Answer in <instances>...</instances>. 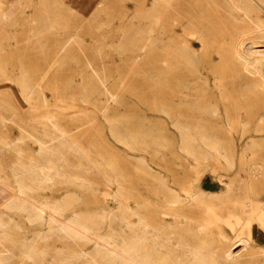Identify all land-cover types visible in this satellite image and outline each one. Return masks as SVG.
I'll return each mask as SVG.
<instances>
[{"label": "rangeland", "instance_id": "obj_1", "mask_svg": "<svg viewBox=\"0 0 264 264\" xmlns=\"http://www.w3.org/2000/svg\"><path fill=\"white\" fill-rule=\"evenodd\" d=\"M65 1L0 0V18H2L0 20V197L2 208L10 211L13 215V217H8V213H1L0 225L2 226L0 228L8 220H12L11 225L15 229L19 228L16 230L18 236H29L26 243L23 244L24 247L29 240H31L30 246L33 247L31 248L29 244L25 249L22 247L23 245L19 246L18 257L11 262L5 259L2 254L0 264H9V262L10 264H50V262L53 264L55 261L56 264H65V261L62 262L65 258H70V260L65 259L70 264L76 262L86 264L87 260H89L88 264L94 262V264H126L122 257L116 253L98 251L94 240L85 239L82 241L84 238L81 240L76 238L77 235L64 229V222L71 217L83 216L88 219L86 224H96L95 232L97 231L96 235L99 238L103 240L105 238L111 244L115 239L113 245L119 248L121 245L123 246L124 240L128 241L133 235L136 236V233L140 235L139 210L141 208H138L145 186H148L145 196L150 202L151 210H158V218L175 224L177 231L178 227L186 226L185 213H181V207L189 206L188 201L186 202L184 199L187 191L190 192L192 188L202 186L201 191H204V200L207 202L204 201L202 205L196 207L197 209L202 208V210L208 209L214 216L213 221L217 225L212 229L214 235L217 231H222L234 240L236 236H238L236 238H241L242 235L246 236L241 233L249 231V241L245 242L247 246L244 245L245 243L235 246L234 252L239 254V260L241 258L237 264H264V109L254 110L249 104L241 105L235 113H231L227 118L231 119V122L237 119L245 120L247 125H243V122L237 126L224 124L225 127L219 125L218 128L207 130L206 134H209L208 136L219 145V150L225 157L224 159L217 158L212 150L207 149L198 140L197 137H200L201 132H193L197 142L192 143L190 141L192 131L179 129L176 125L178 121L186 123V119L201 120L209 119L211 116L195 113L194 116L189 117L185 115V111L172 108V102L168 100L173 87L171 85L170 89L168 83L171 81L169 80L171 74L164 77L167 81L166 94L169 95L167 100L161 102L157 98L155 92L157 57H160V62L163 59L167 60L166 62L169 64L174 62L170 57L173 50L168 46L171 44L170 35L173 28L170 12L164 20L165 30L163 33H159L157 30L153 17L154 7L159 9L163 3L155 4L153 0H70L78 9L72 10L71 6L69 7V0ZM168 4H166L167 8H171V3ZM5 13L7 15L4 16ZM181 16L180 18L185 19L183 14ZM156 38L162 40L159 46L156 45ZM187 38L191 39V36H187ZM163 56L167 58L165 59ZM180 65V69L186 71L184 65L182 63ZM42 102L46 103V107ZM100 102L107 104L102 103L103 106L106 105L102 107ZM131 107L135 109L133 112ZM218 108L219 114L223 115V112L226 111L224 104L218 105ZM134 116H137L135 117L136 121ZM171 117L173 118L171 119ZM128 118L132 121V127L130 121L125 120ZM123 120L128 123L129 127L123 123ZM137 121L139 122L137 123ZM114 122L125 126H119L120 124L114 126ZM43 123H48V126ZM110 126H114L113 128L118 130L117 133L121 135L120 143L117 142L116 137L113 138ZM133 127L139 132L134 131ZM181 128L183 127L181 126ZM61 132H65L63 135L66 136H68L66 133H69L68 137L73 139L72 143L76 144L77 148L84 149L81 152L87 159H90V162L97 165V170H90L87 162L79 154L76 155L68 148L61 146L57 139L58 133L62 134ZM131 138L139 140L138 144L134 145L136 149H139L140 145L145 149L135 150L133 146L126 145V140ZM114 139L116 140L114 141ZM152 146H155V150H152L154 148ZM190 148H194L195 152H192ZM40 150L42 152L49 151L42 154ZM95 150L99 154H96L98 152ZM60 151H64V153L62 154ZM49 152L50 154H48ZM49 156H53L50 158L54 159L53 161L58 165L62 163L61 166L65 165V168L68 166L70 172L67 171V168L65 170L70 174L64 177V180H70L71 184H67L68 182L66 183L62 179L60 181L58 176L59 183L56 173L55 175L52 174L53 172H45L47 170L45 160ZM202 156L207 157L203 164H201V159H198ZM43 159H45L44 162ZM33 162L36 167V162L37 164L43 163L38 165L39 171ZM33 166L37 172L36 170L32 171L35 169ZM40 166H42V171ZM194 166L197 169H194ZM117 170L118 174L115 172ZM77 175L87 184L90 183L91 187L78 186L74 182ZM119 175H123L124 178ZM112 176L117 178V182H113L114 184L111 181ZM160 178L166 181V188L159 187L158 179ZM18 184L23 187V190L25 189V203L17 202L12 194ZM4 185L8 188L4 189ZM118 187L119 192L124 193L120 194L119 200L115 198ZM126 191L131 195L125 194ZM28 194L29 196H26ZM171 194L175 195L174 199L171 198ZM67 198H70L69 202H66ZM209 198H213V200ZM28 199H33L31 201L34 203L45 202L47 199L57 201L58 203L52 205L51 208H57L59 215L55 219L46 217L43 221L40 220V223L39 219L35 220L34 218L33 202ZM173 206L175 210L177 209L176 212L172 211ZM24 207L27 208L25 211ZM166 207L175 213L165 214L169 211L165 210ZM189 207L194 209L193 206ZM21 208H24L22 212H20ZM262 208L263 210H261ZM31 209L33 212L30 211ZM126 209L133 210L136 215L130 217ZM107 212L115 215V217L111 216L115 221L99 219L100 215ZM119 215L121 218L116 217ZM230 222L238 223L236 228L238 231H232V227L228 225ZM127 223L131 225L130 228ZM3 230L0 234L2 240L4 238ZM41 232L45 235H42ZM63 232L64 235H62ZM122 232L129 235V238ZM253 232L260 236L253 237L251 235ZM111 233L114 234L111 235ZM36 234L42 238L44 236L53 239V242L47 239L49 242L51 241L52 245L45 238H43L44 241L43 239L39 240L41 237ZM102 235L106 237H102ZM68 236H70V240H68ZM63 237L67 242L63 241ZM112 237L113 239H111ZM214 239L215 236H209L206 240L209 244H213ZM32 241L37 243L31 244ZM45 241H47V247L44 246ZM28 248H31L32 251ZM58 249L61 250L60 253H58ZM56 251H58V255ZM34 253L37 254L35 263L31 261L34 260ZM80 253L89 256V258L83 257L84 255ZM73 256L76 259L71 261ZM170 256L171 260L177 259L180 263L186 260L185 252L182 251H171ZM78 257H81L80 260L77 259ZM104 257H107L108 260ZM52 258H54V262ZM84 258L87 260L85 261ZM82 259L84 262H81ZM68 262L66 264H69Z\"/></svg>", "mask_w": 264, "mask_h": 264}, {"label": "bare ground", "instance_id": "obj_2", "mask_svg": "<svg viewBox=\"0 0 264 264\" xmlns=\"http://www.w3.org/2000/svg\"><path fill=\"white\" fill-rule=\"evenodd\" d=\"M153 1H154L155 4L156 3L159 4V2L163 3V5L159 9H155V7H154V16L153 17L155 18L154 19L155 20L154 21L155 22V26H156L157 30L159 31V33H163V31L165 30L164 20H165L166 16L169 15V12H170V15H171V17L173 19V25H172L173 28H172V32H171V35H170L171 44H168V46H170L172 48V50H173V51H171V52H173V54L171 53L172 56L170 55V57L173 59L174 62L171 61L172 63L169 64V63L166 62L167 60H164V59L161 60V62H160V57L159 56L157 57L158 62L156 63L157 69H156V72H155V75L157 76V80H156V82H157L156 85L157 86H156V90H155V92L157 93V98H159V100L161 102H163L164 100H167V97L169 95L166 94L167 90L165 89V85L167 84V81L164 79V77H166V75H168V74H171V79H169L171 81H168V83L170 84V89H171V85H173V87H172V90H171L172 93L169 96L168 100H171L170 102H172V108L176 109L178 111L179 110L180 111L181 110L185 111L186 112L185 115H187L189 117L194 116L195 113H197L199 115L211 116V117H209V119H201V120L186 119V123H179V121L177 120L178 123L176 122V125L179 127V129H188V130L192 131V135L190 137V141L192 143L197 142L196 141V137H195L196 135L194 136L193 132H199V133L201 132L200 137H197L198 140L200 142H202V144L204 146H206L207 149L212 150L214 152V155L217 156V158H219V159L223 158L224 159L225 157L223 156L222 152H220V150H219V147H218L219 145H217L211 139V137L208 136L209 134H206L207 130H210V128H215V127L218 128L219 125H221V127H222L224 124L227 125V126L228 125L229 126H234V124H235L237 126V125H239L240 123L243 122L242 123L243 125H247L245 120L237 119V120H233L231 122V119L227 118L228 115H231V113H235L237 108L241 107V105L249 104L254 110H262V109H264V0H153ZM68 3H70L69 7L71 6L70 8L72 10L76 9L77 6L75 7L72 4L73 1L69 0ZM168 3H171V8H167L166 4H168ZM75 5H77V4H75ZM170 9H171V11H170ZM76 10H78V9H76ZM182 14L185 17V19L180 18V16ZM3 15L5 16L7 14L5 13ZM1 19L2 18H0V20ZM3 21H5V20H3ZM187 36H191V39L187 38ZM161 41L159 40V38H156V42H157L156 45L159 46L162 43ZM163 57L165 59L167 58L165 56H163ZM181 63L184 65V69L186 71H184V70L182 71L180 69V67H181L180 64ZM28 88H30V87H28ZM28 88H27V90H28ZM109 92H110V90H109ZM22 93H24V92L22 91ZM102 98H104V97H102ZM96 99L98 100V98H96ZM116 100H117V98H116ZM45 102H47V101L45 100ZM106 102H107V100H106ZM106 102H102V103H106ZM111 102H112V100H111ZM123 102H124V100H123ZM126 102H128V101H126ZM97 103H98V101H97ZM97 103H96V105H98ZM102 103H101V106L105 107L106 105L103 106ZM122 104H125V103H122ZM221 104H224V109L226 110V111L223 112V115L222 114L220 115L219 112H218L219 108H220V107L218 108V105H221ZM45 107H46V103H45ZM108 107H111V106L108 105ZM184 107H187V108H184ZM131 108L133 109L132 110V112H133L135 109L133 107H131ZM139 111H135V112H139ZM251 114H253V113H251ZM108 115H109V113H108ZM138 115H139V113H138ZM224 116L226 118H223ZM127 117H128V115H127ZM129 117L132 119L131 116H129ZM135 117H137V116H134V120L136 119ZM50 118L47 117V119H49V120H50ZM172 118L173 117H171V119ZM123 119H124V116H123ZM179 119L181 120L180 117H179ZM125 120H127V122L130 121L129 123H130V126H131V122L132 121L129 120V118L125 119ZM125 120H123V123L125 125H127L128 123H125L124 122ZM112 121H113V119H112ZM116 121H117V119H116ZM50 122H49V124H50ZM110 122H111V119H110ZM138 122L139 121H137V123ZM47 124H46V126H48ZM111 124H113V123H111ZM119 124H115V122H114V126L119 125ZM124 124H122L123 127L125 126ZM53 125H54V123H53ZM122 125L120 124L119 126H122ZM50 126H51V124H50ZM114 126H110L109 129L113 132V136H114L113 138L116 137L117 138V142H119L121 135L119 133H117L118 130L116 131L115 128H113ZM133 126H135V125L133 124ZM181 126L183 128H181ZM223 127H225V126H223ZM116 129H118V128H116ZM133 129H134V127H133ZM135 129H134V131H138V129L137 130H135ZM57 131H55L56 134H57ZM112 132L110 133L111 136H112ZM138 132L137 133L135 132V133L138 134ZM178 132H180V131H178ZM64 133L65 132H63L62 134L58 133V138L57 139L59 140L61 146L65 147V148H68L72 153H75L76 155L79 154L87 162L86 164L88 165L90 170L91 169H93V170L96 169L97 170V168H98L97 165L92 163V162H90V159H87L84 156V154L81 152V151H84V149L81 150V149L77 148L76 144L74 145V143H72L73 139L68 137L69 133H66V134H68V136L63 135ZM196 134L198 135V133H196ZM125 135H127V134L125 133ZM129 135H131V134H129ZM53 137H54V135H53ZM144 138H143V140H144ZM185 138H187V137H185ZM138 139H139V136H138ZM138 139L131 138V139L126 140V142L125 141L124 142L128 146H133L134 147V145L138 144V141L140 140V139L139 140ZM54 140H56V139H54ZM115 140L116 139H114V141ZM153 140H155V139H153ZM148 141H149V137H148ZM150 142H152V141H150ZM142 146H145V145H142ZM147 146H149V145H147ZM160 146H162V145H160ZM152 147H154V148H152V150L153 149L155 150V146H152ZM140 148H142L141 145L139 146V149ZM95 149H96V147H95ZM139 149L135 148V150H139ZM193 149H191L192 152H195ZM97 150H95V151H97ZM45 151L42 152V150H40V153L46 154L49 150L46 151V152ZM192 152H190V153H192ZM52 153L55 154V152H52ZM60 153L63 154L64 151H60ZM48 154H50V152ZM96 154H99V152L96 153ZM57 155H61V154H57ZM87 155H90V154H87ZM39 157H40V155H39ZM50 157L52 158L53 156L46 157V160L43 159V162L45 160V165H46V169H47L45 172H47V173L48 172H50V173L53 172L52 174L56 173L57 175L56 174L55 175H56L57 180H58V176H59L60 177V181L62 179V181L66 182V183L68 182L67 184H71L72 182H69L70 180H68V181L64 180V177H66V176H68L70 174V173L67 172V171H69L68 170L69 168H67L68 166H66V168H67V171H66L65 170L66 168L64 167L65 165L61 166L62 163L58 165V163L53 161L54 159L52 160ZM103 158H105V157H103ZM126 159H128V158H126ZM198 159H201V161H202L201 164H203V162L207 159V157L206 156H204V157L202 156V157H198ZM39 161H37V162H39ZM113 161H115V160H113ZM37 162H36V165L39 168L38 165L41 162L38 163V164H37ZM199 162H200V160H199ZM115 163H117V162H115ZM33 164H34V162H33ZM42 164L43 163H41V165ZM138 164L140 165V163H138ZM220 164H221V162H220ZM31 166H32V164H31ZM34 166H35V164H34ZM41 167L42 166H40V170H41ZM36 168L32 169L30 167V169H32V171L34 170V172H35ZM38 168H37V170H38ZM193 168L197 169V167H195V166ZM37 170H36V172H37ZM118 170H120V168ZM118 170L115 171L117 174H118ZM34 172H32V173H34ZM72 173H73V171H72ZM121 173L123 174V172H121ZM121 173H119V174H121ZM138 173H139V171H138ZM111 174H112V171H111ZM136 175L139 176L138 174H136ZM119 176L123 177V175H119ZM122 177H119V178H122ZM152 177H154V175H152ZM157 177H158V175H157ZM116 179L117 178L112 176V179H111L112 183L113 182H117ZM158 180H159L158 184H160L159 187L160 186H161V188H166L167 187L166 186V181L163 178H160ZM57 182H59V180ZM74 182L80 187H87V186L91 187V186H89L90 183L87 184L86 181L81 179L78 175L76 176V179L74 180ZM61 183H63V182H61ZM118 183H119V181H118ZM121 184H122V182H121ZM7 188L8 187H6L4 185V189H7ZM147 188H148V186L147 187L145 186L144 194H142L140 207L138 206L139 207L138 209L141 208L139 210L140 211V224H139L140 225V235L136 233V236H134L133 235L135 233L134 232L132 234L133 237L129 238V235H126V234H124L122 232L124 235L128 236L129 240L128 241L124 240L123 246L121 245V247H119V248H116V246L113 245L115 239L113 240V244H111L109 241H107V239L105 240V238H104V240H103L102 238H99V236L96 235L97 231L95 232L96 224H94V223H92V225L86 224V222H88V219L83 217V216H81V217L80 216H75V217H71L70 219H68L66 222H64V227H65L64 229H67L69 232L73 233L74 235L80 236V237L76 236V238H79L80 240H81V238H84V240L82 239V241H85V239L86 240H94L98 251L103 252V253L107 252V251L116 253V254H118L119 256L122 257L123 261H125L126 264H237V263L240 262L241 258L239 260L240 256H239V254L234 252V249H235V246L237 244L245 243V242L249 241V237H248L249 231H245L244 233H241V234H244L246 236L242 235L241 238L240 237L236 238V237H238V236H236L234 240L230 239L226 235V233L222 232V231H217L216 235H214V232H213L212 229H213V227L217 226L214 223V221H213L214 220V216L208 211V209L205 208L206 210H202V208L201 209L200 208L197 209V207H196L197 205H200V204L202 205V203L205 201L204 200V196H205L204 191L203 192L201 191L202 188H203L202 186H197L194 189L192 188L190 192L187 191V193H186V197L184 199H185L186 202L188 201L187 203L189 204V206H193L194 209H192L189 206H187V208L184 207V206L181 207V213H185L184 217H186V219H185L186 220L185 221L186 222V224H185L186 226H184V228L178 227V229L180 231L176 230L177 227H176L175 224L168 223L164 219H159L158 218L159 217L158 216V214H159L158 210H153V211L151 210L150 202L147 199V197L145 196L147 194L146 193L147 192L146 191ZM84 189H86V188H84ZM24 190H23V187H21L18 184V185H16V188L12 191V194L15 197V200L17 202L18 201L19 202H24V203L26 202V197H25L26 193H25ZM92 193H94V192H92ZM95 193H97V192H95ZM171 193H173V192L171 191ZM208 193H210V192H208ZM120 194H124V193L123 192L120 193L119 192V187H118V190L115 192V198L119 200V198H121ZM125 194H130V193H127V191H126ZM174 194H175V192H174ZM70 195H72V194H70ZM167 195H170V194L167 193ZM26 196H29V194L26 195ZM124 196H126V195H124ZM174 196L172 195L171 198L174 199ZM168 197H170V196H168ZM128 198H129V196H128ZM171 198H168V199L172 200ZM209 199L213 200V198H209ZM28 200L31 201L33 199H28ZM69 200H70V198H67L66 202H69ZM40 201H42V200H40ZM31 202H33V201H31ZM122 202H124V201H122ZM176 202H177V199H176ZM205 202H207V201H205ZM208 202H209V200H208ZM57 203H58L57 201L55 202V201H51V200H48V199L45 202L44 201L40 202V203H36V202L34 203L33 202L32 204H34L33 207H34V212H35L34 213L35 214L34 215L35 220L39 219V222H40V220L43 221V219H45L46 217L53 218V219L57 218V216L59 215L58 214L59 213L58 209L54 208V207L51 208L52 205L57 204ZM171 203H173V202H171ZM124 204H126V203H124ZM48 205H50V206H48ZM169 205H171V204L169 203ZM172 205H174V203ZM177 205H178V203H177ZM205 205H207V204H205ZM175 206H176V204H175ZM249 206L251 207V204ZM198 207H200V206H198ZM24 208H21L20 209L21 211L20 210L19 211L22 212L23 211L22 209H24ZM26 209L27 208H25L24 211ZM166 209H167V207L165 208V210ZM177 209H178V207H177ZM177 209L175 210V207H174V209L172 211L175 210V212H176ZM28 210H29V208H28ZM123 210H124V208H123ZM167 210H169V209H167ZM261 210H263V208ZM30 211L33 212L32 209ZM121 211H122V209H121ZM126 211H128V213L130 214L129 215L130 217H131V215H136V213L133 210L126 209ZM175 212H171L169 210L165 214H174ZM242 213H243V211H242ZM28 214H27V216H29ZM32 214H31V216H33ZM249 214H251V213H249ZM113 215L114 214H112V213L109 214L108 212L107 213H103V215H100L102 217L99 216V219L101 218L104 221H109V220L115 221L114 219L111 218V216H113ZM137 216H138V213H137ZM114 217H115V215H114ZM116 217H120V215L116 216ZM248 217H250V216H248ZM26 218H28V217H26ZM125 218H126V216H125ZM137 218H139V217H137ZM242 218H244V217H242ZM117 221H119V220L117 219ZM92 222H94V221L92 220ZM122 222H124V221H122ZM129 223H127V226L130 228L131 225ZM51 225H52V223H51ZM180 225L182 226L183 224H180ZM228 225L231 226L232 229H233L232 231L235 232V230H236V228L238 226V223L236 222V223L233 224L232 222H230ZM0 226H2V225H0ZM135 227H137V226H135ZM17 228H18V226H17ZM18 229H16V230H18ZM122 230H123V228H122ZM236 231H238V230H236ZM39 232H38V234H39ZM1 233H2V231H1ZM71 233H69V234H71ZM130 233H131V231H130ZM255 233L256 232H253V233H251V235L253 237H255V236L259 237L260 236L259 234H257V233L255 234ZM41 234H42V232H41ZM113 234L114 233H111V235H113ZM62 235H64V232H63ZM98 235H100V234H98ZM120 235H121V233H120ZM37 236H40V235H37ZM104 236L102 235V237H104ZM209 236H215L213 244L212 243L209 244L207 242L206 239ZM48 237H49V235H48ZM69 237L70 236H68V238ZM74 237H73V239H74ZM36 238H38V237H36ZM36 238H35V240L37 241ZM43 238H45L47 240L50 237L47 238V237L43 236ZM43 238L41 237V239H39V240H42ZM115 238L116 239H121V237H119V238L115 237ZM45 239H43V241ZM56 239H57V237H56ZM111 239H113V237ZM49 240H52V242H53V239H49ZM68 240H70V238ZM30 241L31 240H29L27 244H29ZM47 241H45V244H44V242H42V244H44V246L46 245V247H47V244H46ZM63 241L67 242L66 240H64V237H63ZM33 242L37 243L35 241H32L31 244H33ZM48 243H51V241L50 242L48 241ZM58 243H60V242H58ZM27 244H26V246H27ZM51 245H52V243H51ZM64 245H65V243H64ZM244 245H246V243ZM29 246H30V244H29ZM22 247L25 249L24 245ZM35 247H36V245H35ZM35 247H34V249H35ZM49 247H50V244H49ZM31 248H33V247H31ZM31 248H28V249L31 250ZM56 249H54V250H56ZM72 250H75V249H72ZM37 251H39V250H37ZM58 251H59V249H58ZM58 251H56V254H57ZM60 251L58 253H60ZM171 251H182V252H185L186 260H183L182 263H180V261H178L177 259L176 260H171L170 259ZM41 252H42V250H41ZM25 253H27V252H25ZM30 254L32 256V253H30ZM80 254L84 255L82 253H80ZM26 255H28V254H26ZM36 255L37 254L33 255L34 256V260H31L32 257L29 255L31 257L30 260L33 261V263H35L34 262L35 258H37ZM44 255H45V253H44ZM75 256H76V254H75ZM75 256H73V259L71 261H73L74 258L76 259ZM83 257H85V258L88 257L89 258V256H87V255L86 256L84 255ZM54 258H55V256H54ZM54 258H52V261H53ZM80 258L78 257L77 259L80 260ZM104 258H107V257H104ZM27 259H29V258H27ZM42 259H44V258H41V260ZM65 259L62 262L65 261V264H66L68 262V261L66 262V260H68V259L70 260V258H68L66 260ZM44 260L46 261V259H44ZM59 260H57V261H59ZM86 260L87 259H85V261ZM107 260H108V258H107ZM75 261H77V260H75ZM87 261H89V260H87ZM87 261H86V264H88ZM94 261H96V259H94ZM117 261H119V260H117ZM81 262H84L83 259H82ZM59 263H60V261H59ZM94 263H92V264H94ZM50 264H51V262H50ZM74 264H78V263L76 262Z\"/></svg>", "mask_w": 264, "mask_h": 264}, {"label": "crops", "instance_id": "obj_3", "mask_svg": "<svg viewBox=\"0 0 264 264\" xmlns=\"http://www.w3.org/2000/svg\"><path fill=\"white\" fill-rule=\"evenodd\" d=\"M1 213H8V217H13L10 211L2 208L1 197H0V214ZM11 223L12 220H8L7 223L3 225L2 227L4 229L3 240L0 237V259H1V255L3 254L4 258L10 262L16 260V258L18 257L17 255H18L19 246L23 245L26 242L27 238L29 237L28 235L18 236L15 227L11 225ZM2 228H0V234Z\"/></svg>", "mask_w": 264, "mask_h": 264}]
</instances>
